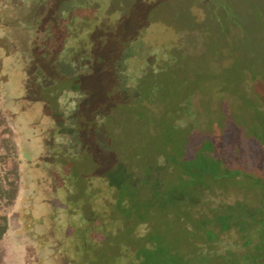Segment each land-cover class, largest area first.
Masks as SVG:
<instances>
[{"label": "rangeland", "instance_id": "rangeland-1", "mask_svg": "<svg viewBox=\"0 0 264 264\" xmlns=\"http://www.w3.org/2000/svg\"><path fill=\"white\" fill-rule=\"evenodd\" d=\"M76 13L103 33L80 126L92 137L46 164L53 225L34 213L28 228L0 139V217L16 229L0 264L65 250L59 264H264V0H89Z\"/></svg>", "mask_w": 264, "mask_h": 264}, {"label": "trees", "instance_id": "trees-1", "mask_svg": "<svg viewBox=\"0 0 264 264\" xmlns=\"http://www.w3.org/2000/svg\"><path fill=\"white\" fill-rule=\"evenodd\" d=\"M87 3L0 0V139L5 153L15 159L17 184L10 198H14L20 226L30 215L27 228L35 214L38 224L53 225L51 213L45 210L53 209L46 198L51 192L46 164L53 165L58 152L80 151L92 137L80 131V126L88 123L91 102L87 95L96 83L93 61L101 42L96 39L99 28L93 25L94 19L76 13ZM101 59L104 69L110 70L109 61ZM98 81L104 84L105 78ZM11 230L16 232L11 220L1 216L0 240ZM247 237L251 238L248 233ZM24 254L23 264H59L63 253H29L31 258ZM70 261L67 258L66 264L74 261L73 253Z\"/></svg>", "mask_w": 264, "mask_h": 264}, {"label": "flooded vegetation", "instance_id": "flooded-vegetation-1", "mask_svg": "<svg viewBox=\"0 0 264 264\" xmlns=\"http://www.w3.org/2000/svg\"><path fill=\"white\" fill-rule=\"evenodd\" d=\"M108 216V215H107ZM69 218L67 217V219L65 220V221H69L68 220ZM76 225L75 226H71L70 228H69V232H70V234L71 235H75V234H77L79 231H80V229H81V227H82V221H80L79 219H77L76 221ZM100 224H102L103 226L105 225V223H104V221L102 220V221H100ZM95 225L96 227H94V229H97V228H100V226H102V225ZM103 228V227H102ZM84 229V228H83ZM71 238V237H70ZM66 245H68L67 243H65ZM73 245H75V240H71L70 239V241H69V247H70V253L71 252H73V250H74V248H73ZM81 245L79 244V247H80ZM82 246H83V248H85V247H87V243L86 242H82ZM76 250H79V249H76ZM83 250H86V249H83ZM80 251V250H79ZM62 253H67V251L65 250V251H62Z\"/></svg>", "mask_w": 264, "mask_h": 264}]
</instances>
